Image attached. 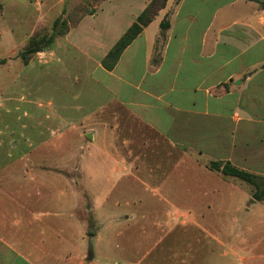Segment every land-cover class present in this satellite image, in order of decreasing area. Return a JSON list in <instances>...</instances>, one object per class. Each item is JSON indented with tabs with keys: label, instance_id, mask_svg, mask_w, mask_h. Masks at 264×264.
Listing matches in <instances>:
<instances>
[{
	"label": "crops",
	"instance_id": "obj_1",
	"mask_svg": "<svg viewBox=\"0 0 264 264\" xmlns=\"http://www.w3.org/2000/svg\"><path fill=\"white\" fill-rule=\"evenodd\" d=\"M151 2L105 0L55 39L81 44L90 65L76 76L87 80L77 104L32 96L10 104L24 115L13 123L21 135L0 150V264H192L180 261L189 250L177 246L190 235L225 248L204 228L175 233L178 222L196 224L217 209L174 212L171 230L161 232L157 208H174L160 192L177 189L169 176L182 161L220 184L186 188L188 206L200 194L223 196L201 199L205 208L234 204L220 192L231 178L211 162L252 174L240 159L264 166V0H168L105 69L104 58ZM50 50L41 61L54 57ZM105 245L120 263L103 257Z\"/></svg>",
	"mask_w": 264,
	"mask_h": 264
},
{
	"label": "rangeland",
	"instance_id": "obj_2",
	"mask_svg": "<svg viewBox=\"0 0 264 264\" xmlns=\"http://www.w3.org/2000/svg\"><path fill=\"white\" fill-rule=\"evenodd\" d=\"M103 1L105 0H0V62L4 61L0 64V150L3 153H7L11 141L17 135H21L13 123L17 116L24 115V112H10L11 103L23 106V100L32 96L43 104L48 101L58 104L60 101L74 105L77 104V93L87 89L84 85L87 80L81 82L76 80L78 73L90 68L84 55L80 53L81 44L78 46L70 44L67 47L64 44L65 39L62 38L59 43L29 57V63L33 62L27 66L21 56L29 49L30 41L33 39L39 41L44 36L49 37L66 26L70 29L83 17L95 12ZM57 20H60L59 26L53 30ZM57 37L60 36L56 35ZM82 44L86 47V42ZM49 49L55 54L54 57L52 55L46 62L41 61L42 53ZM15 82L21 85L16 87ZM23 121L25 123L26 120ZM170 160L174 161L172 165H175L174 159L159 161L163 163ZM239 162L254 174L264 177V166L260 163L256 166V161L250 159H240ZM182 163V167L177 163L178 170L173 166L172 177L169 176L177 189L160 192L173 203L174 208H157L159 212L157 230L160 229L161 232L171 230L168 225L169 216L174 212L188 213L191 210L195 214H200L203 211L217 209L216 212L209 211V215L203 218L200 215L195 218L194 221L200 227L192 223L181 226L178 222L175 233L201 234L200 231L204 228L221 238V241L225 242V248L211 241L208 243L209 239L205 236L196 238L195 235H190L187 238H178V248L189 250L180 256V261L192 264H264V200L255 204L251 202L255 191L253 186L236 178L226 179L225 191L222 185L220 192L225 193V198L233 200L235 205L205 208L201 199L204 202L222 201L219 197L223 196H214L211 193L200 194L198 197L200 201H196L197 205L188 206L190 189L187 190V187L196 188L198 185L202 190V186L208 185L219 191L220 184L214 180L209 182L197 165L191 164L190 160ZM71 175L76 178L75 173ZM200 190L198 193H202ZM144 198L151 197L145 194ZM218 210L223 212L219 214ZM89 242L90 252H93L95 239ZM100 249L104 258L106 256L109 260L116 258L108 249L106 250V245ZM115 261L120 263V258L117 257Z\"/></svg>",
	"mask_w": 264,
	"mask_h": 264
},
{
	"label": "trees",
	"instance_id": "obj_3",
	"mask_svg": "<svg viewBox=\"0 0 264 264\" xmlns=\"http://www.w3.org/2000/svg\"><path fill=\"white\" fill-rule=\"evenodd\" d=\"M167 1L168 0H152L143 13L138 17L136 22L133 23V25L125 32L121 39L104 58L102 65L105 69L109 71L114 69L124 50L138 37L143 29L153 21L155 16L165 8ZM59 23L60 20L55 21L53 30L57 29ZM77 24L78 22L74 26ZM167 28L168 24L163 23L162 31ZM68 31L69 27L66 26L65 29L59 30L57 33L55 31L54 34L49 37L44 36L39 41L34 39L31 40L29 43V49L22 54L21 58L24 60L25 64H28L30 61L29 57L43 51L45 48H50L55 42L56 35L64 36L68 33ZM1 63H4V61ZM209 168L213 171L220 172L226 178H236L253 186L255 191L252 195V202H261L264 200V177L237 168L230 163L211 162L209 164ZM92 255V252H90L88 258L91 259Z\"/></svg>",
	"mask_w": 264,
	"mask_h": 264
}]
</instances>
